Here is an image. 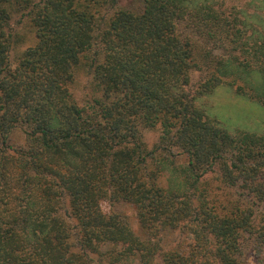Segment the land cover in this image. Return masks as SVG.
I'll return each instance as SVG.
<instances>
[{
    "label": "trees",
    "instance_id": "1",
    "mask_svg": "<svg viewBox=\"0 0 264 264\" xmlns=\"http://www.w3.org/2000/svg\"><path fill=\"white\" fill-rule=\"evenodd\" d=\"M142 2L0 0V264H264V131L209 105L226 86L264 107V18Z\"/></svg>",
    "mask_w": 264,
    "mask_h": 264
},
{
    "label": "rangeland",
    "instance_id": "2",
    "mask_svg": "<svg viewBox=\"0 0 264 264\" xmlns=\"http://www.w3.org/2000/svg\"><path fill=\"white\" fill-rule=\"evenodd\" d=\"M229 4L239 5L250 16H253L255 20L259 21L260 18H264V0H227ZM122 5L134 8L136 11H141L143 8L142 0H121ZM21 31L25 35V40L20 43L15 52H13V58L19 55V53L31 43V34ZM198 76V74H197ZM73 92L79 102L93 95V89L90 84V79L87 74L81 70L78 74V80L73 87ZM215 96V97H214ZM209 99V105L212 104L213 115L216 117L231 131L240 129L250 132L260 133L264 131V107L257 101L249 99L245 96L238 95L233 88L221 86L216 90V95ZM147 139L149 143H153L156 140V134L148 133ZM26 135L22 128H16L11 135V144L13 146H23L26 144ZM109 209V204H105ZM116 210L125 212L131 222L132 227L142 234L140 224L136 218L134 206L130 203H120L116 207ZM165 243L170 245H180L183 250H188L190 246L189 239L181 236L179 233L168 232L165 237Z\"/></svg>",
    "mask_w": 264,
    "mask_h": 264
}]
</instances>
